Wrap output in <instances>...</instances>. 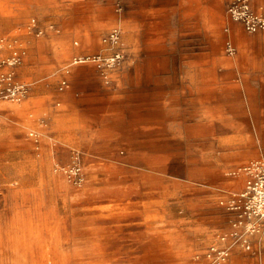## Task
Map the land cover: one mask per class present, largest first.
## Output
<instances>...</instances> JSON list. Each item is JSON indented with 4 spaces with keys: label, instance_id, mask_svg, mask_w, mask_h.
Here are the masks:
<instances>
[{
    "label": "crops",
    "instance_id": "0c3cea01",
    "mask_svg": "<svg viewBox=\"0 0 264 264\" xmlns=\"http://www.w3.org/2000/svg\"><path fill=\"white\" fill-rule=\"evenodd\" d=\"M228 1L127 0L124 62L109 84L91 64L76 65L63 91L58 74L55 89L34 83L26 100L7 102L16 114L28 105L27 129L45 119L59 155L81 151L85 179L76 187L55 172L43 139L46 151L28 172L44 175V197L27 211L43 229L4 232V219L20 217L0 215V263L18 249L27 264H41L45 253L54 264H65L67 255L96 256L93 264L137 262L118 255H137L143 264H202L194 255L229 227L221 202L244 187L245 174L228 172L260 157L264 143V33L229 22ZM110 2L0 0V32L12 35L28 15L59 28L46 39L100 28L114 16ZM252 3L264 13V0ZM225 25L234 55L224 51ZM86 53L73 52L59 67ZM28 58L16 74L34 82L20 74ZM263 254L264 244L259 253L237 248L226 264H262Z\"/></svg>",
    "mask_w": 264,
    "mask_h": 264
},
{
    "label": "built area",
    "instance_id": "2783aa9c",
    "mask_svg": "<svg viewBox=\"0 0 264 264\" xmlns=\"http://www.w3.org/2000/svg\"><path fill=\"white\" fill-rule=\"evenodd\" d=\"M225 15L229 22L240 25L248 34L264 33V13L252 0H229ZM25 29L36 37L60 31L52 23L41 25L35 17L28 20ZM223 31L227 34L224 51L228 55H234L236 47L228 35L229 26L225 25ZM121 33L118 22L101 38L100 51L74 55L68 63L59 67L54 72V75H60L57 90L66 89L71 68L83 64H91L103 82L109 84L110 72L121 68L124 62ZM27 54V48L18 36L0 37V102L18 104L30 95L34 82L22 81L16 74V69L24 63ZM39 124L46 126L45 119L40 118ZM27 137L36 153L40 150L44 138L50 140L53 146L49 134L43 131L28 129ZM81 157V151L72 150L70 163L58 164L53 169L62 173L72 185L79 187L85 179ZM241 173L245 174L243 189L231 193L228 199L221 202L228 214V230L215 234L214 240L201 253L194 255L195 260L202 261V264H226L234 249L259 253L264 244V160L257 159L228 172L231 176Z\"/></svg>",
    "mask_w": 264,
    "mask_h": 264
},
{
    "label": "rangeland",
    "instance_id": "374dc122",
    "mask_svg": "<svg viewBox=\"0 0 264 264\" xmlns=\"http://www.w3.org/2000/svg\"><path fill=\"white\" fill-rule=\"evenodd\" d=\"M109 6L110 10H114V16L106 26L100 28L95 27L92 30L61 31L62 34L60 33V36L54 35L47 39L46 37H36L27 33L24 27L25 24L30 18L37 16L28 15L24 22H21L18 29L10 35L18 36L27 48L29 58L27 63L20 69L22 77L34 80L38 89L47 91L55 89L57 77L54 75V71L61 63L76 51L88 53L100 51L102 47L101 38L118 22L122 31V46L124 44L123 33L125 32L124 10L127 7V0H111ZM225 7L226 4L223 10H225ZM37 17L35 18L41 23L43 21L48 22L43 17ZM74 42H77V45H73L75 47L72 46ZM3 103L0 109V215L7 218V216L19 214L18 217H20L19 221L15 223L8 222V219H4L3 231H28L33 229L34 226L42 230V222H29L27 211L28 204L33 199L44 197V175H32L28 172V168L29 166H37V163L33 159L42 157L46 150L41 146L40 150L36 153L33 146L26 139L28 127L25 122L27 120V113L30 111L27 107L28 105H22L21 107H24L16 114L15 109L17 106L7 102ZM33 128L48 134L45 129L46 126L38 124V126H34ZM48 145L51 146V143L49 142ZM258 145L260 148V157L250 159L241 166L248 165L257 159L264 160V143L260 142ZM51 147L52 149L48 151L50 158L52 157L50 167L58 164L68 165L70 163V154L73 149L68 150L66 154L59 155V151H55L54 142ZM88 156L90 157V154ZM90 159H92V156ZM228 170H224L225 175ZM17 251L18 249L12 255L2 256L3 260H1L0 264H27L28 256L21 255V253L17 254ZM95 257L92 255H67L64 257V260L65 264H93L92 261ZM116 258H128L132 262L137 261L135 264H143L144 262L143 258H139L137 255H118ZM40 260L41 264H54L52 258L46 253L41 256ZM262 264H264V254Z\"/></svg>",
    "mask_w": 264,
    "mask_h": 264
}]
</instances>
